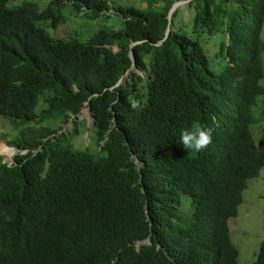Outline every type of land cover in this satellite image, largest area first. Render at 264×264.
Masks as SVG:
<instances>
[{
  "label": "trees",
  "instance_id": "trees-1",
  "mask_svg": "<svg viewBox=\"0 0 264 264\" xmlns=\"http://www.w3.org/2000/svg\"><path fill=\"white\" fill-rule=\"evenodd\" d=\"M9 1L0 0V116L37 126L11 140L25 154L0 161V264H181L183 256L184 264H236V248L217 233L264 165L249 130L264 95V0H188L179 7L189 17L183 25L172 22L177 8L167 23L173 0H48L41 9ZM64 3L91 19L111 8L121 26L84 40L52 36L40 23L58 24ZM215 29L223 33L219 71L203 47L210 50ZM129 50L135 68L115 85ZM82 107L93 116V152L70 142ZM49 117L71 118V131L48 136L60 128L39 122ZM226 117L234 123L228 140L212 138L199 153L180 145L181 130L207 123L215 132ZM178 189L212 210L186 230ZM249 264H264L263 242Z\"/></svg>",
  "mask_w": 264,
  "mask_h": 264
},
{
  "label": "rangeland",
  "instance_id": "rangeland-1",
  "mask_svg": "<svg viewBox=\"0 0 264 264\" xmlns=\"http://www.w3.org/2000/svg\"><path fill=\"white\" fill-rule=\"evenodd\" d=\"M21 0H11L8 4H17ZM33 1L38 9L43 8L48 0H30ZM109 4L125 6L144 7V0H106ZM181 4L179 7H181ZM177 7L172 17L173 24H184L188 20V14ZM111 9V8H110ZM176 9V8H175ZM112 10V9H111ZM109 10L107 15L100 14L98 18L91 19L87 14L76 12L70 3H64L59 7V14L62 20L52 25L50 21L40 23L45 30L52 36L59 38L76 37L80 40L88 38L92 32L102 27L119 28L121 26L120 15ZM260 37L264 40V20L261 25ZM210 41V50L207 51L203 44L209 67L213 71H219L224 65V58L218 54L220 41L223 39V33L220 29H215L208 37ZM261 65L264 69V51L261 53ZM264 86V76L259 80ZM40 101V97H38ZM264 110V95L256 97V105L252 107V116L254 121L249 124V130L253 137L255 146L258 150L264 147V116L260 117L257 112ZM87 114H80V119L76 120L79 131L70 137L72 144L76 147L85 146L89 151L96 150L94 136L90 133L89 139L84 135L85 118ZM260 117V118H259ZM69 121V119H68ZM10 119L0 116V158L3 161H9L7 157H12L17 150H13V143H9L20 129L37 124L33 122H18L10 124ZM41 124L55 126L58 124L61 128L57 132H66L70 128L68 123L59 122L58 118H45ZM83 130V131H82ZM8 144H6L5 142ZM7 151L3 150L6 147ZM2 148V149H1ZM13 151V152H12ZM22 152L24 150H21ZM12 152V153H11ZM9 155V156H8ZM242 201L237 206V212L232 217L234 225L230 229V238L237 248V264H248L254 258V252L257 246L264 241V165H262L257 174L247 179L246 185L242 190Z\"/></svg>",
  "mask_w": 264,
  "mask_h": 264
},
{
  "label": "clouds",
  "instance_id": "clouds-1",
  "mask_svg": "<svg viewBox=\"0 0 264 264\" xmlns=\"http://www.w3.org/2000/svg\"><path fill=\"white\" fill-rule=\"evenodd\" d=\"M111 10V9H109ZM112 11V10H111ZM261 38V37H260ZM262 39V38H261ZM263 40V39H262ZM140 70V69H139ZM139 72V71H138ZM140 73V72H139ZM142 74V73H141ZM129 103H130V106L132 109H139L140 108V102L133 99V98H129ZM82 108H85V107H82ZM88 108V107H87ZM89 110V109H88ZM78 114H81L82 113L79 111ZM77 114V115H78ZM76 115V116H77ZM92 115V114H91ZM93 117V116H92ZM260 117H263V116H260ZM76 120L77 119H80L81 117L79 118H76L74 117ZM71 119V118H69ZM71 121V120H70ZM70 121H67L65 123H68V125L70 126L69 129L67 130H70L71 131V122ZM85 122H86V118H85ZM11 124V123H10ZM91 126H92V123H91ZM61 128V126H60ZM233 128H234V123H230L229 120H228V117H226L225 121L223 122V124L217 129V131L214 132V126L212 124H207L205 123V126H193L192 128H186V129H183L181 130L180 132V145H182V147L186 150V151H191L193 153H199L203 150H205L207 148V146L209 144H211L212 142V138L213 139H216L218 141H226L228 140L231 135H232V132H233ZM59 129V128H58ZM57 131V130H56ZM55 131V132H56ZM66 131V130H64ZM51 133L49 134L48 136L50 135H54V136H57L59 132L57 133ZM91 132V127L89 129V133L88 135L85 134V131H84V135L89 139V134ZM12 140V139H11ZM8 141L9 143H13L12 141ZM254 141V140H253ZM5 142V141H4ZM6 143V142H5ZM7 144V143H6ZM255 144V143H254ZM8 145V144H7ZM9 146H12L13 150H17L15 152L16 153H20V154H25L26 153V149L25 148H21V147H17L15 146L14 144L13 145H9ZM263 148V147H262ZM261 148V149H262ZM96 149H98V146L96 144ZM21 150H24L23 152ZM258 150V149H257ZM13 152V151H12ZM11 152V153H12ZM14 154V155H15ZM14 155L12 157H7V159L9 161H3L1 160L0 158V161L1 162H6L7 165L11 164V163H14ZM9 156V155H8ZM191 173L193 175L196 176V173L194 171V167L191 169ZM255 176V175H254ZM252 177V176H251ZM250 178V177H249ZM246 185V184H245ZM245 187V186H244ZM243 187V188H244ZM242 188V190H243ZM242 190H241V193H242ZM241 197H242V194H241ZM175 203H174V206H175V211L177 210L180 214V216L177 218L179 221L182 222V225H183V228L186 230L187 228H189L190 226L192 225H195V223L201 219L203 216H204V212H207V211H212L208 208H205L199 204H197L195 201L192 200L191 196L181 190V189H178V192L177 194L175 195ZM241 201H242V198H241ZM240 201V202H241ZM239 202V203H240ZM238 203V204H239ZM238 204L236 205V208H235V213L230 215L229 217L225 218V222H224V226H225V230L223 232H219L217 233L218 236L220 237H223L225 238V240L227 242L230 241V243L236 248V246L234 245V243L232 242L231 238H230V229H231V226L234 225V222L232 220V217L236 214L237 212V206ZM215 207H216V204H215ZM217 209V207L215 208V210ZM214 210V211H215ZM211 213V212H210ZM184 223H186L187 226L189 227H184ZM148 242L149 243V239L148 237H146L145 239L143 240H134L132 244H134L135 247H138L140 245V243H143V242ZM263 244H264V241H262ZM259 246V245H258ZM257 246V247H258ZM257 249V248H256ZM256 249H255V252H256ZM237 250V248H236ZM255 252H254V257H255ZM238 253V252H237ZM254 259V258H253ZM252 259V260H253ZM251 260V261H252ZM178 261L180 262V258L178 259ZM250 262V261H249ZM248 262V264H249ZM185 263V256H183L181 258V264H184ZM236 264H237V255H236Z\"/></svg>",
  "mask_w": 264,
  "mask_h": 264
},
{
  "label": "water",
  "instance_id": "water-1",
  "mask_svg": "<svg viewBox=\"0 0 264 264\" xmlns=\"http://www.w3.org/2000/svg\"><path fill=\"white\" fill-rule=\"evenodd\" d=\"M188 0H173V2L171 3V5H170V7H169V9H168V12H167V23H169L170 22V15H171V13H172V11L175 9V8H177V7H179L181 4H184L185 2H187ZM168 30H169V28L168 27H166L165 28V31H164V34L166 35L167 33H168ZM160 42V40L157 42V43H159ZM134 42H130L129 43V46L130 45H132ZM156 43V44H157ZM129 57H130V59H131V63H130V65H129V67L124 71V73L123 74H121V76L117 79V81L114 83L115 85H117L118 83H120V82H124V79H125V76L127 75V73H128V71H129V69H134L135 68V65H134V58H133V54H132V52H131V50H129ZM140 73H142L143 74V71L142 70H138ZM80 112L82 113V114H87L86 115V125H85V128H84V131H85V134H87L88 135V133H89V129H90V127H91V123H92V121H93V117H92V115H91V113H90V111L88 110V108L87 107H85V108H81L80 109ZM80 117V114H78L77 116H76V118H79ZM71 119H69V121H70Z\"/></svg>",
  "mask_w": 264,
  "mask_h": 264
},
{
  "label": "bare ground",
  "instance_id": "bare-ground-1",
  "mask_svg": "<svg viewBox=\"0 0 264 264\" xmlns=\"http://www.w3.org/2000/svg\"><path fill=\"white\" fill-rule=\"evenodd\" d=\"M6 147V146H5ZM2 149V148H1ZM3 150H5V151H7V150H9V149H7V147L5 148V149H3Z\"/></svg>",
  "mask_w": 264,
  "mask_h": 264
}]
</instances>
